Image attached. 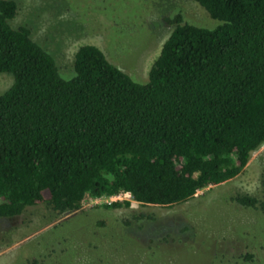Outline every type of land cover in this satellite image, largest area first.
Listing matches in <instances>:
<instances>
[{
  "label": "trees",
  "instance_id": "obj_1",
  "mask_svg": "<svg viewBox=\"0 0 264 264\" xmlns=\"http://www.w3.org/2000/svg\"><path fill=\"white\" fill-rule=\"evenodd\" d=\"M186 1L219 24L165 18L172 28L138 84L92 45L60 78L27 28L11 27L16 4L0 0V74L12 77L0 95V218L39 205L71 214L120 191L169 207L244 169L264 143V0Z\"/></svg>",
  "mask_w": 264,
  "mask_h": 264
},
{
  "label": "rangeland",
  "instance_id": "obj_2",
  "mask_svg": "<svg viewBox=\"0 0 264 264\" xmlns=\"http://www.w3.org/2000/svg\"><path fill=\"white\" fill-rule=\"evenodd\" d=\"M11 1L17 8L11 27L27 28L64 80L73 76L75 50L92 45L142 84L172 28L165 18L179 14L207 29L219 24L186 0ZM11 83L10 75L0 74V95ZM262 185L264 143L233 179L169 207L104 209L83 202L62 216L42 205L26 207L0 218V264H264ZM235 196L260 204L241 207Z\"/></svg>",
  "mask_w": 264,
  "mask_h": 264
},
{
  "label": "built area",
  "instance_id": "obj_3",
  "mask_svg": "<svg viewBox=\"0 0 264 264\" xmlns=\"http://www.w3.org/2000/svg\"><path fill=\"white\" fill-rule=\"evenodd\" d=\"M83 202H88L90 206H110L115 203H128L129 206L134 204V202L131 200L130 194L124 191H120L108 197H86Z\"/></svg>",
  "mask_w": 264,
  "mask_h": 264
}]
</instances>
